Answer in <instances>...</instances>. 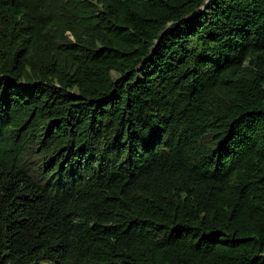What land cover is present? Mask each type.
<instances>
[{
  "label": "trees",
  "instance_id": "16d2710c",
  "mask_svg": "<svg viewBox=\"0 0 264 264\" xmlns=\"http://www.w3.org/2000/svg\"><path fill=\"white\" fill-rule=\"evenodd\" d=\"M0 264H264V0H0Z\"/></svg>",
  "mask_w": 264,
  "mask_h": 264
}]
</instances>
